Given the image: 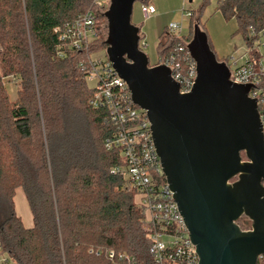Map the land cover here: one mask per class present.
<instances>
[{
  "label": "trees",
  "instance_id": "1",
  "mask_svg": "<svg viewBox=\"0 0 264 264\" xmlns=\"http://www.w3.org/2000/svg\"><path fill=\"white\" fill-rule=\"evenodd\" d=\"M208 1L189 11L186 35L176 37L167 27L158 35L159 60L174 52L183 74L192 63L185 45ZM90 5L91 0H0V254L13 264H124L108 260L99 251L105 249L134 264L153 263L135 189L124 173L112 171L125 166L122 147L112 144L119 127L107 107L90 103L95 88L86 83L87 59L106 47L102 13L87 49L58 54L53 27ZM216 11L235 19L234 34L246 46L264 31V0H217ZM11 81L17 86L14 100L6 90ZM157 175L165 181L162 172ZM16 189L29 208L30 227L16 214ZM256 263L264 264V257Z\"/></svg>",
  "mask_w": 264,
  "mask_h": 264
},
{
  "label": "water",
  "instance_id": "2",
  "mask_svg": "<svg viewBox=\"0 0 264 264\" xmlns=\"http://www.w3.org/2000/svg\"><path fill=\"white\" fill-rule=\"evenodd\" d=\"M135 1L144 2L109 0L102 14L105 55L133 104L146 111L198 264H257L264 257V137L249 86L229 81L227 65L195 23L186 48L196 77L190 92L179 93L170 70L149 66L138 47L139 27L131 23ZM242 216L250 229L238 225Z\"/></svg>",
  "mask_w": 264,
  "mask_h": 264
},
{
  "label": "built area",
  "instance_id": "3",
  "mask_svg": "<svg viewBox=\"0 0 264 264\" xmlns=\"http://www.w3.org/2000/svg\"><path fill=\"white\" fill-rule=\"evenodd\" d=\"M108 5L109 0H91L87 10L72 20L53 27V32L60 42L58 51L60 56L66 51L87 49L89 43L96 38L97 15L103 14ZM141 14L144 19L150 18L154 14L153 6L142 3ZM186 15L190 16V12ZM183 28V22L174 20L169 24L168 32L179 37ZM142 43L139 36V48L143 46ZM186 45L187 56L192 60ZM182 49L183 47L180 48ZM249 50L251 52L249 58L240 65H236V60L232 57L226 58L224 62L229 70V81L249 86L247 96L255 101L264 137V53H260L257 47L256 50L252 48ZM178 60L174 52H171L160 59L158 64L165 65L170 70L171 78L179 85V93L185 94L193 87L196 66L192 60L183 74L177 68ZM229 60L234 65L233 69L227 64ZM87 63L90 65L87 78L94 77L96 80L90 103L93 106L107 107L111 120L119 127L112 144L122 147L125 166L112 171L124 173L135 189V203L143 210L144 223L150 239L148 253L152 264H198V255L189 238L173 192L169 189L166 179L163 182L157 175L162 171L146 111L135 107L126 83L117 75L106 56L93 58L90 55ZM81 67L83 70L86 69V65ZM99 251L108 260L134 264L132 258L112 249ZM3 261L6 259L0 263Z\"/></svg>",
  "mask_w": 264,
  "mask_h": 264
},
{
  "label": "rangeland",
  "instance_id": "4",
  "mask_svg": "<svg viewBox=\"0 0 264 264\" xmlns=\"http://www.w3.org/2000/svg\"><path fill=\"white\" fill-rule=\"evenodd\" d=\"M203 0H150L154 5V14L147 19H144L141 14L142 2L135 1L132 7L131 23L139 27V33L143 46L140 47L143 53L148 58V65L152 66L158 63V35L164 28H168L169 24L176 20L183 22L184 28L179 33V36H184L188 33L190 27V17L186 15L189 11H197ZM217 0H209L203 7L199 15V26L204 28L207 36L209 46L212 47L215 56L219 59L232 57L236 60V65H240L245 59L249 58L250 50L258 48L260 53H264V32L252 43L249 48L244 44L243 38L240 34H234L236 29V21L231 18L228 20L223 19L221 14L216 11ZM103 23V22H102ZM104 23L106 24L105 20ZM101 24V23H100ZM104 38L106 36V25L104 28ZM105 49L91 54V57L105 58ZM230 69L234 68L231 60L227 63ZM95 78H86L88 86L95 85ZM6 90L9 97L16 99L17 86L15 83L7 82ZM18 191V195H20ZM238 225L242 226L243 230L250 229L251 221L242 216L238 219ZM1 264H13L8 260L6 254H0V261L5 260Z\"/></svg>",
  "mask_w": 264,
  "mask_h": 264
},
{
  "label": "crops",
  "instance_id": "5",
  "mask_svg": "<svg viewBox=\"0 0 264 264\" xmlns=\"http://www.w3.org/2000/svg\"><path fill=\"white\" fill-rule=\"evenodd\" d=\"M147 4L153 6L154 8V5L150 2V0H148ZM18 191H20V195H18ZM14 204L16 214L20 217L23 225L25 227H30L32 224L31 215L21 189H16L15 191Z\"/></svg>",
  "mask_w": 264,
  "mask_h": 264
}]
</instances>
